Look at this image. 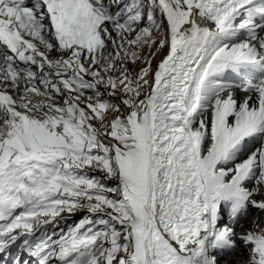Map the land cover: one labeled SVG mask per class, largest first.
<instances>
[{"label": "snow or ice", "instance_id": "obj_1", "mask_svg": "<svg viewBox=\"0 0 264 264\" xmlns=\"http://www.w3.org/2000/svg\"><path fill=\"white\" fill-rule=\"evenodd\" d=\"M0 264H264V0H0Z\"/></svg>", "mask_w": 264, "mask_h": 264}, {"label": "rangeland", "instance_id": "obj_2", "mask_svg": "<svg viewBox=\"0 0 264 264\" xmlns=\"http://www.w3.org/2000/svg\"><path fill=\"white\" fill-rule=\"evenodd\" d=\"M159 60V57H157V60H154L153 61V66L155 67L156 63L158 62ZM83 213H78L77 216H74V217H71L67 220V223L65 225V227H68V226H71L75 221L76 219L79 217V216H82Z\"/></svg>", "mask_w": 264, "mask_h": 264}, {"label": "bare ground", "instance_id": "obj_3", "mask_svg": "<svg viewBox=\"0 0 264 264\" xmlns=\"http://www.w3.org/2000/svg\"><path fill=\"white\" fill-rule=\"evenodd\" d=\"M246 255V254H245Z\"/></svg>", "mask_w": 264, "mask_h": 264}]
</instances>
